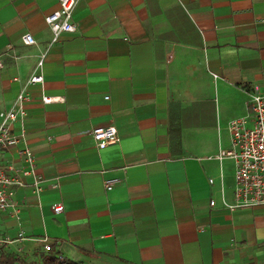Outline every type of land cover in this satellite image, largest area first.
Wrapping results in <instances>:
<instances>
[{"label":"crops","instance_id":"obj_1","mask_svg":"<svg viewBox=\"0 0 264 264\" xmlns=\"http://www.w3.org/2000/svg\"><path fill=\"white\" fill-rule=\"evenodd\" d=\"M59 8L0 0V111L31 95L13 132L44 178L0 210L4 251L38 262L47 238L79 264H264V206L230 207L236 166L219 159L264 93V0H79L54 42ZM111 125L119 140L100 150L93 130ZM0 161L20 167L18 147Z\"/></svg>","mask_w":264,"mask_h":264},{"label":"built area","instance_id":"obj_2","mask_svg":"<svg viewBox=\"0 0 264 264\" xmlns=\"http://www.w3.org/2000/svg\"><path fill=\"white\" fill-rule=\"evenodd\" d=\"M79 0H60V8L46 18V23L54 34V42L63 33L76 30L72 22L73 13ZM26 45H33L35 38L27 34L24 39ZM44 56L38 62V68L44 64ZM27 85L44 83L41 73H33L26 81ZM106 99H109L108 97ZM32 101L31 95L23 89L10 110L0 111V154L14 147H18V155L22 165L11 164L8 168L0 161V210H7L15 203L18 190L28 186L27 180L33 179L32 187L35 193L42 190L44 178L36 171V157L28 144L24 134H15L13 125L26 118V105ZM62 97L44 96V104L64 102ZM250 111L248 117L239 118L230 123L232 147L229 151H221L219 159H231L235 162L234 204L231 208H257L264 206V93L258 88L250 92ZM93 139L98 149L103 150L119 140L115 126L98 127L93 130ZM117 182H106L105 189L110 192ZM57 188L51 184L50 189ZM212 205L215 202L212 201ZM54 213L63 212V206L54 207ZM45 252L52 250L48 239L43 240ZM3 242L0 240V257Z\"/></svg>","mask_w":264,"mask_h":264},{"label":"trees","instance_id":"obj_3","mask_svg":"<svg viewBox=\"0 0 264 264\" xmlns=\"http://www.w3.org/2000/svg\"><path fill=\"white\" fill-rule=\"evenodd\" d=\"M0 264H79L74 261L65 260L63 258L57 257L56 253L53 252V247L47 254L43 253L39 255L38 262H28L23 256H20L13 252H6L2 250L0 257Z\"/></svg>","mask_w":264,"mask_h":264},{"label":"rangeland","instance_id":"obj_4","mask_svg":"<svg viewBox=\"0 0 264 264\" xmlns=\"http://www.w3.org/2000/svg\"><path fill=\"white\" fill-rule=\"evenodd\" d=\"M248 114H249V113H248ZM248 114H246V116H244V117H241V118L248 117ZM3 248H4V247H2V250H3ZM7 252H8V251H7ZM91 264H99V263L94 261V262H91Z\"/></svg>","mask_w":264,"mask_h":264}]
</instances>
